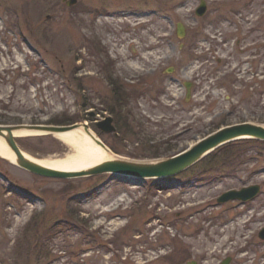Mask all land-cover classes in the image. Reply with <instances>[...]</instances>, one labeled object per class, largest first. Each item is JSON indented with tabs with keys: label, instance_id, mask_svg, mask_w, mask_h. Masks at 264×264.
I'll return each instance as SVG.
<instances>
[{
	"label": "rangeland",
	"instance_id": "rangeland-1",
	"mask_svg": "<svg viewBox=\"0 0 264 264\" xmlns=\"http://www.w3.org/2000/svg\"><path fill=\"white\" fill-rule=\"evenodd\" d=\"M68 1L0 0V126L86 123L133 163L264 127V0ZM108 116L116 133L97 127ZM15 142L39 161L69 153L52 135ZM229 150L144 181L46 178L0 158V264H264V144ZM251 185L253 200L217 202Z\"/></svg>",
	"mask_w": 264,
	"mask_h": 264
},
{
	"label": "water",
	"instance_id": "water-1",
	"mask_svg": "<svg viewBox=\"0 0 264 264\" xmlns=\"http://www.w3.org/2000/svg\"><path fill=\"white\" fill-rule=\"evenodd\" d=\"M76 0H69L67 5H74ZM206 11V4L204 1L200 2L199 7L195 11L197 17L204 15ZM176 35L183 38L185 35L184 27L180 24L176 26ZM169 71H172L170 69ZM186 89V98L190 96V83L184 84ZM92 115V114H91ZM98 128L104 133H114L115 128L112 126V118L107 117L97 124ZM82 127L84 131H89L87 124H73L69 126H46V125H17V126H0V137L4 141L7 148L15 155V165L38 176L56 179H72L81 177H90L99 174H111L122 177H131L139 180L147 179H162L173 177L195 163L199 162L209 153L224 144L241 140V139H256L264 141V127L252 123H241L232 126H225L205 138L199 140L194 145L188 147L186 150L171 156L165 160H159L149 163H133L127 162L123 159L115 158L104 161L87 170L78 172H64L56 171L44 167L30 158H27L24 152L18 147L12 132L15 130L27 129L38 130L43 132V135H53L60 132H67ZM98 140V139H97ZM98 144L104 146L100 140ZM260 187L258 185L242 188L239 191H228L224 193L219 199V203L239 200L242 202L253 199L259 193ZM259 237L264 240V229L260 232ZM229 260H225L221 264H228ZM187 264H196L191 261Z\"/></svg>",
	"mask_w": 264,
	"mask_h": 264
},
{
	"label": "bare ground",
	"instance_id": "bare-ground-1",
	"mask_svg": "<svg viewBox=\"0 0 264 264\" xmlns=\"http://www.w3.org/2000/svg\"><path fill=\"white\" fill-rule=\"evenodd\" d=\"M12 134L14 137H20L27 135H43L44 133L38 130L21 129L13 131ZM53 137L67 147L69 151L68 154L61 158L45 161H39L26 154L24 155L44 167L64 172L87 170L104 161L115 158L107 147L98 144L99 139L97 140L90 131H84L82 127L53 134ZM0 158L12 164L15 163V155L7 148L1 137Z\"/></svg>",
	"mask_w": 264,
	"mask_h": 264
},
{
	"label": "trees",
	"instance_id": "trees-1",
	"mask_svg": "<svg viewBox=\"0 0 264 264\" xmlns=\"http://www.w3.org/2000/svg\"><path fill=\"white\" fill-rule=\"evenodd\" d=\"M116 99L117 98H115V100ZM119 101L117 102V105L120 103ZM75 122H77V121L66 120V121L63 122V125H71V124H74ZM254 143L255 144H264V142L257 141V140H241V141H235V142H232V143H228V144L218 148L217 150L220 149V151H221V150H224V149H231V151L229 150V153H226V152L222 153V155H226L227 154V155L230 156L229 158H226V161H228V159H231V157H233L232 155L235 154V151L233 150L235 147H242V145H250V144H254ZM217 150H215V151H217ZM231 152H233V154H231ZM152 158H156V157H152Z\"/></svg>",
	"mask_w": 264,
	"mask_h": 264
}]
</instances>
